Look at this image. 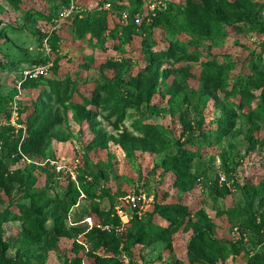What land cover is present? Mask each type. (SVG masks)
Here are the masks:
<instances>
[{
    "label": "rangeland",
    "instance_id": "1",
    "mask_svg": "<svg viewBox=\"0 0 264 264\" xmlns=\"http://www.w3.org/2000/svg\"><path fill=\"white\" fill-rule=\"evenodd\" d=\"M224 1L235 10L221 0H75L80 8L112 4L106 10L119 38L108 36L102 43L74 36L71 18L63 15L70 0H0V93L8 100L0 102V210L17 211L18 204L40 208L47 228L59 215L66 228L57 239L30 240L22 222L9 219L2 231L7 257L17 264H76L80 258L77 264H87L93 261L86 254L88 234L98 214L113 212L136 194L131 212L142 220L153 218L158 201L190 206L196 224L175 230L170 242L154 243L136 241L134 229L125 224L101 226L117 232V256L124 264H250L245 256L249 232L237 227L251 215L264 225V0ZM202 10L215 16V30H201ZM155 16L169 23L152 26ZM131 22L135 33L127 41L122 26ZM144 38L161 45L155 50L170 42L179 50L158 66L145 54ZM53 61L62 74L71 75L78 91L67 110L59 108L64 121L51 143L41 153H25L27 126L14 110L33 92L22 83L27 72L43 70L49 76ZM207 73L219 79L209 83L202 78ZM105 81L117 86L99 95L111 102L86 103ZM246 88L253 95L243 98L240 89ZM141 91L142 103L127 107L119 119L115 104ZM87 111L96 112L94 123L85 117ZM230 113L236 118L228 134L203 137L202 130ZM8 124L14 133H2ZM8 135L6 143L2 136ZM191 137L200 138V148L191 146ZM184 148L194 151L190 168L200 177L186 186L173 169ZM68 177L76 185L82 180L90 192L78 187L72 199ZM202 229L217 240L220 253H199L193 241Z\"/></svg>",
    "mask_w": 264,
    "mask_h": 264
},
{
    "label": "trees",
    "instance_id": "2",
    "mask_svg": "<svg viewBox=\"0 0 264 264\" xmlns=\"http://www.w3.org/2000/svg\"><path fill=\"white\" fill-rule=\"evenodd\" d=\"M227 9L235 10L233 6L228 8L226 2L221 0ZM117 7V6H116ZM209 5L207 4L208 9ZM232 11L233 14H235ZM198 10H193L192 13H196ZM110 12L106 9H91L87 7L85 11L76 13L70 16L72 20L71 28L73 34L76 38H85L90 36V38L96 39L99 42L105 43L107 37L111 36L114 38H119L118 32L115 28H110ZM211 14H208L206 10H202V15L200 20H198V25L201 26V30L213 31L216 28L217 22ZM217 18V17H216ZM169 21L166 18L155 16L153 17L152 26L159 27L160 25H165ZM127 41L132 39L135 33V25L131 22L126 26H122ZM56 39V38H55ZM57 40V39H56ZM155 40H150L144 38V52L148 56L149 61L156 65H161L163 59H169L176 56V51L179 50L178 44L170 42L168 48L154 49L159 43L154 42ZM57 46H54L56 48ZM257 65V64H256ZM48 74H39L38 76L29 77L25 79L22 83V88L25 90H30L33 95L28 99V101L22 102L18 108L19 120L21 123H25L27 126V135L22 142V149L25 153H41L44 149L51 143L54 133L57 131L59 133V126L62 125L64 118L60 114L59 108L67 110V103L71 101L74 94L78 91L77 83L72 79L71 75L66 72L62 74L59 70L58 62L53 61L49 67ZM202 78L207 82H212L219 79L218 74H203ZM262 79L260 76L255 78ZM256 81V80H255ZM257 87H261L260 83L256 84ZM116 84L110 81H105L98 85L95 91H92V95L89 98L90 103L93 105H100L101 103L109 104L111 100L109 98H101L99 95L101 91H116ZM146 93L149 91L145 89ZM243 93L242 97L252 96L253 94L249 89H240ZM144 91L136 94L131 92L128 97L122 98L123 100L117 102L114 108V114L118 115L119 119L125 116L126 108L133 105L135 102L140 104L144 100ZM0 102H8L0 93ZM235 105V104H233ZM264 108V89L262 92V102L260 104ZM255 111V110H252ZM231 114V113H230ZM96 112L87 111L85 117L93 122L94 117H96ZM201 118L197 125L201 126L205 124L203 116L200 114ZM235 115L231 114L226 117L221 118V121L217 123L216 126H211L208 128L207 132L201 131L203 137H210L212 135H218L221 137L230 132L234 127ZM94 123V122H93ZM183 124L191 128V122L183 119ZM14 126L8 124L4 127L2 133H14ZM186 132V129H184ZM152 133H157V129L152 127ZM9 135L7 137L2 136V139L8 142ZM191 142V146L194 148L201 147V140L199 137L188 138ZM194 158V151L189 150V148H184L181 157L177 158L173 164V169L175 170L180 185L186 186L194 183L196 180H200L191 171V163ZM71 179L67 178L68 194L72 199L75 200L76 194H79V188L87 192H90L85 186L84 182L81 180L77 183ZM79 187V188H78ZM35 196V192L32 193ZM125 208L128 207L127 203L123 202ZM18 210L13 211L11 209L0 210V264H17L12 258L7 257L5 254V243L2 237L3 224L9 219L18 218L22 222L23 235L30 240L53 236L54 239L64 235L66 233L65 228V218L61 215L55 218V222L52 227L47 228L45 225L46 217L41 214L40 208L28 207L23 204H18ZM116 206V205H115ZM153 218H148L147 221L142 220L138 214L132 213L130 220L125 223V225L130 226L134 229L133 237L138 242H148L154 243L156 241L164 240L171 241L173 233L175 230L179 229L181 226L186 225L188 227L195 226V216L194 211L190 206L180 204V203H163L155 202ZM159 215L168 221L167 226H161L159 223L155 222V217ZM98 219L95 222L94 227L90 230L88 234V241L90 243V249L86 253L89 257L93 259L87 264H124L122 260L118 258L119 248V238L117 232L114 228H102L101 226L110 225L121 226L123 224L121 217L116 213V207L114 211H104L98 214ZM100 225V226H99ZM243 225V226H242ZM264 225L262 220L254 215L249 216L241 226L237 228L240 229L241 233L249 232L251 246L245 247V256L248 258L250 264H264V251L259 245H264V232H262ZM205 230H200L194 236V243H196L197 248L200 249L201 254L203 252H209L212 254L220 253L221 246L217 245V240L206 235ZM82 247V246H81ZM121 252V251H120ZM82 258L78 259L76 264L82 263Z\"/></svg>",
    "mask_w": 264,
    "mask_h": 264
},
{
    "label": "built area",
    "instance_id": "3",
    "mask_svg": "<svg viewBox=\"0 0 264 264\" xmlns=\"http://www.w3.org/2000/svg\"><path fill=\"white\" fill-rule=\"evenodd\" d=\"M112 4L110 2L105 3L103 6V9H110ZM87 9V6L84 5L83 8H80L78 6L77 2L75 0H70V3L64 7L63 9V15L65 18H68L76 13L85 11ZM43 70H39V72H27L29 77L37 76L39 73H43ZM16 116H18V111L14 110ZM224 179V178H223ZM137 195L136 194H129L126 197V203L128 205L127 208H125L124 204L121 202L116 206V213L121 217L123 224L127 223L131 216H132V208L137 205Z\"/></svg>",
    "mask_w": 264,
    "mask_h": 264
}]
</instances>
